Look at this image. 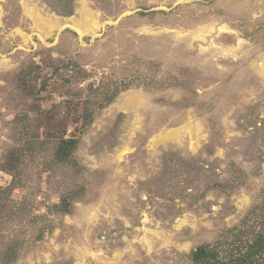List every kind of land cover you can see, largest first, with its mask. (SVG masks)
I'll return each instance as SVG.
<instances>
[{
  "label": "rangeland",
  "instance_id": "1",
  "mask_svg": "<svg viewBox=\"0 0 264 264\" xmlns=\"http://www.w3.org/2000/svg\"><path fill=\"white\" fill-rule=\"evenodd\" d=\"M252 229L264 0H0V264L221 263Z\"/></svg>",
  "mask_w": 264,
  "mask_h": 264
},
{
  "label": "trees",
  "instance_id": "2",
  "mask_svg": "<svg viewBox=\"0 0 264 264\" xmlns=\"http://www.w3.org/2000/svg\"><path fill=\"white\" fill-rule=\"evenodd\" d=\"M71 143H73V141H69V144ZM252 230L254 236L253 240L247 241L240 238V233H245V231L242 230L236 235L237 240L235 239L231 244L233 254L229 255L226 261L220 263L217 247L214 250L210 248L209 245H202L196 250H193L190 257L193 258L195 264L209 262H214L216 264H264V230ZM247 231H249V229ZM237 243L238 245H236Z\"/></svg>",
  "mask_w": 264,
  "mask_h": 264
},
{
  "label": "bare ground",
  "instance_id": "3",
  "mask_svg": "<svg viewBox=\"0 0 264 264\" xmlns=\"http://www.w3.org/2000/svg\"><path fill=\"white\" fill-rule=\"evenodd\" d=\"M34 18L38 22V25H40V27L43 28V30L45 31L47 35L52 34L53 30L60 26V24L58 26L56 22L50 23L45 18H43L40 15V13L36 14ZM65 25L77 31L81 36L94 33V29L99 26L97 22L94 20V18H90L89 16H86L85 14H83L79 20H76V19L71 20V22H68V24H65ZM65 25H61L59 29H63L64 27H67ZM169 137H178V136H177V133H170L167 135L166 138H169Z\"/></svg>",
  "mask_w": 264,
  "mask_h": 264
}]
</instances>
